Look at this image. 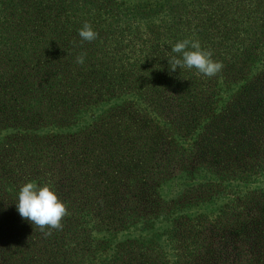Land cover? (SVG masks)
Segmentation results:
<instances>
[{"label":"trees","instance_id":"obj_1","mask_svg":"<svg viewBox=\"0 0 264 264\" xmlns=\"http://www.w3.org/2000/svg\"><path fill=\"white\" fill-rule=\"evenodd\" d=\"M125 2L0 0V228L5 231L21 219L16 202L23 184L47 185L53 169L62 174L49 186L57 187V196L69 212L62 221V230H51V235L45 234L48 229L41 232L29 221L21 220L19 234L23 231V237L31 235L33 242H13V249L21 248L14 255H20L23 263L85 264L97 256L102 259L101 254L109 250L107 238L129 230L139 215L124 226L129 211L128 207L125 210V193L114 199L121 218L113 213L102 217L100 213L106 208L90 212L94 203L90 188L98 177L104 180L114 163L131 166L127 149L133 143L156 145L150 153H165L168 160L173 151L170 141L185 142V134L196 128L220 93L235 92L237 96L245 91L257 96L248 114L257 105V117L264 120V108L258 109L264 100V0H141L135 6L122 7ZM85 22L98 33L92 42L82 41L78 35ZM184 39L198 40L202 50H211L212 59L222 62L223 70L212 78L198 74L195 68L177 66L171 71L168 61L173 56L180 58L171 48ZM139 40L144 48L134 49L133 44ZM81 53H86L85 62L78 65L76 58ZM23 64H31L36 73L24 72ZM254 74L255 81L248 84L247 76ZM233 88L236 90L231 91ZM239 108L243 112V107ZM159 125L170 128L172 140H162ZM206 131L201 147L193 154L175 152V168L161 156L156 160L150 156L152 166L162 173L156 174L157 181L147 180L135 196L142 214L154 224L159 222L160 214L201 206L171 199V211L160 213L162 205L168 204L166 199H159L160 189L189 190L193 181L197 185L199 182L198 186L205 185V191L198 200L205 202V211L211 212L218 198L225 199V190L233 182L264 169L262 160L249 165H243L237 157L231 160L224 142L217 147L215 138L211 139L213 131ZM92 139L98 140V147H92ZM161 141L167 146L162 148ZM263 148L264 142L251 152L258 159ZM98 149L106 158L103 162L94 153ZM44 157L48 165L42 162ZM149 160L135 168L141 170ZM85 174L91 181L82 178ZM255 192L253 189L249 194L252 205L240 209L239 214L225 211L224 205H216V212L223 218L222 233L242 235L243 244L251 245L250 252L256 250L253 255L257 263L264 264L263 239L253 230L257 220L264 219V205L252 196ZM233 205L238 207L239 202ZM186 215L180 221L178 216L173 217L169 224L172 234L165 236L170 243L160 241L164 247L150 241L124 242L114 250L112 259L119 264H167V256L171 264H226L224 257L238 255L239 249H225L229 244L226 239L208 237L212 224L204 221L203 213ZM230 217L231 221L226 220ZM106 219L109 229H102L100 221ZM191 220H197L200 228L194 235L190 230H180L181 224ZM247 231L257 239L248 236ZM41 235L47 242L74 244L76 251L63 252L58 247L57 257L54 251L42 249L46 257H39L34 250ZM82 243L86 248L77 254V246ZM5 253L0 248V264ZM236 259V264L254 262L252 258L247 263Z\"/></svg>","mask_w":264,"mask_h":264},{"label":"rangeland","instance_id":"obj_2","mask_svg":"<svg viewBox=\"0 0 264 264\" xmlns=\"http://www.w3.org/2000/svg\"><path fill=\"white\" fill-rule=\"evenodd\" d=\"M126 2L123 3L122 7H131L135 6L134 4L137 2H140L141 0H125ZM119 2V1H117ZM143 4V3H142ZM155 6V5H154ZM142 7V6H141ZM151 7V6H148ZM133 48L135 49L136 47L144 48L142 47V41L139 40L138 44H133ZM3 49L0 50L2 52ZM125 52V51H124ZM31 64H23L22 65V70L24 72H31L36 73L34 70L31 69ZM256 74L247 76V83H252L255 81ZM243 89V88H242ZM242 89H237V90H242ZM236 90L232 89L231 91ZM239 93V92H238ZM260 98V97H258ZM218 101L215 102L214 105H216V108L214 105L209 108V112L206 113L204 117H202L196 126V128L191 131L190 133H186L184 137L185 142H174L170 141L172 140V134L170 133V128H164V126L159 125L157 130L158 133L161 132L162 135V140H169L170 143V148L173 150L171 151V154L169 155V158L167 160V157H165L167 154L160 155L161 153H154L151 154L150 151L154 150V146L156 145H150L148 146L147 144L142 145L138 143H133L128 149L127 152L129 153V159L132 162L131 166L125 165L124 162L117 163L114 168L110 167L107 170V174L104 175V180H101L99 177L96 179V183H94L91 186V194L94 198V203H92V207L90 208V212H95L98 211V208H106V211L103 213H100V216L105 217L106 215L113 213L116 217L119 219L120 214L117 212L114 199L115 201L121 197L122 193H125V196L127 198L126 201V206L125 210L128 207L129 211L126 212V221L124 219V226L129 222V219L135 218L137 215L139 217L134 219V224L129 228L128 231H122L121 233H117L115 236L111 235L107 238L106 245L108 247V251H104L103 254H101L102 259H100V256H97L98 253L95 254L94 259L92 261L89 260V263L85 264H119L115 259L113 258V252L115 249H119V246H122L124 242H136L139 244V242L143 243H148L149 241L153 244L154 246H163L164 241L168 243L169 239H165V236L171 235V226L169 225L171 223V220L173 219L174 216H178L179 221L183 216H187L186 214L188 213L189 215H195L198 213H203L204 215V221L207 223L212 224V230L209 233V238L213 240H218V239H226V241L229 242V244L226 245L227 250H229L230 246L233 247V249H239L238 250V255H229L227 258L224 257V260L226 261V264H231L229 259L232 261L233 264H236L238 261L236 258H239L240 262L242 263H247V261L253 259V264H259L257 263V260H255L256 256L253 255L256 250L250 252V244L245 242V245L243 244L241 240L242 235H237V236H232L233 234H226L222 233V228H225L223 224V218L216 212V205H219L220 207L225 206V211L231 212L233 215L239 214L240 209H248L252 203L249 200L250 199V192L253 189H256V192L252 194V196H257L258 203L261 205H264V169H261L259 172L253 173L250 177L244 178V175L239 179L238 183L233 182L230 187L226 188L225 191H228V193L225 196V199H220L218 198L217 204L214 205L215 208L211 210V212L205 211V208L202 205H205V202H200L198 197L202 194V191H205V185L198 186L200 183L196 181H193L195 184L191 187H188L189 190L187 189H178L177 187L175 188H163L161 191L159 190L160 193V198L159 199H166L168 201L167 205H162V208L160 210V213H163L167 210L170 209L171 211V204L174 200H179V202L184 201L188 202L189 206H194L198 205L201 203L200 207H197L196 209H186L183 211H177L176 214H160L158 217L159 222H156L155 224L151 221L150 218L142 214L141 206L136 203L137 202V195L136 191L141 189V187L145 186V182L149 179L153 181H157V175L158 173H162L161 170L155 169L156 167L151 164L150 156H153L155 160L157 158H160V156L165 159L167 162L170 163L169 165H173L175 168V164L177 161L174 162L176 159L175 152H185L184 154L186 156H189V154H193L194 149H199L201 147V137L202 135L205 134L206 132L213 131L214 133L211 137V139L215 138V143L217 147L220 146V143L223 141L224 144V149L226 151H229L231 160L234 157L239 158V161H242L244 163L243 165H249L251 163H257V161L262 160V165L264 166V148L262 149V154L259 156L257 159L254 155V153L251 152V149L257 145V144H262L264 142V131L262 128H264V120H262L260 117H257V105L255 107V111L251 112V114H248L251 107L257 102V96L252 97L250 94H247L245 91L244 93L237 94L235 95V92H230L226 94H218L217 97ZM170 102V100H167ZM232 101L233 104H232ZM237 101V102H236ZM200 104V103H199ZM243 107V112L240 110L239 107ZM260 108H264V100L259 102ZM246 111V112H245ZM43 133V131H41ZM203 132V133H202ZM39 134V133H38ZM17 140V139H16ZM93 140V146L92 147H98V140L97 139H92ZM161 147L163 148L164 146H167L166 143L161 141L160 143ZM152 148V149H150ZM99 150V149H98ZM94 151L95 154L99 155V159L105 160L106 158L103 157L102 150L99 151ZM183 150V151H182ZM3 153H5V149L3 147ZM225 156V155H223ZM242 157V158H241ZM256 158V159H255ZM150 159V160H149ZM149 160L148 164L143 167L141 170L136 169V166L142 165L145 161ZM41 162V161H40ZM42 162H47V158L44 157L42 159ZM103 162V161H102ZM97 164H102V163H97ZM161 168V167H159ZM176 170V169H175ZM174 170V171H175ZM55 169L52 170L51 174H49L51 180L54 181L55 179L59 178V176L62 174V172L57 173L54 172ZM131 171V172H130ZM47 174L45 173L43 175V180L42 182L45 181ZM63 176V175H62ZM82 178H84L86 181H91L89 179V176L87 174L83 175ZM258 180V182H257ZM50 181H47V185H49ZM208 183L207 180H205ZM148 183V182H147ZM162 184V181L159 182ZM61 182H58V185H60ZM150 184V183H149ZM201 185V184H200ZM112 186V187H111ZM51 187V186H50ZM52 188V187H51ZM197 188V190H195ZM53 189V188H52ZM237 189H239L237 191ZM55 193L57 194V187L53 189ZM178 190V192H176ZM178 193L179 195H177ZM173 199V201L171 200ZM172 201V202H171ZM235 202H239V206L236 207L233 205ZM207 206H211L212 204H208ZM242 206V207H240ZM240 207V208H239ZM119 207H117L118 209ZM244 213L241 212V219H243ZM148 218V219H147ZM230 219H226L231 221ZM23 221H27L25 219H20L16 220L18 224L12 225L10 224V227L7 228L5 231H3L0 228V248L6 251V256L5 254L1 256V260L3 264H26L21 262L20 260V255H14L15 250L18 251V249H21L20 247L13 249V242L17 240L19 243L25 242L26 245H30L29 243H33L30 241V236L25 235L23 231L20 232L19 234V228L22 227L23 225H19V223ZM122 221V220H118ZM14 222V221H13ZM108 220H101L100 225L103 228H108L109 226L107 225ZM131 224V223H130ZM4 225V224H2ZM229 226V225H228ZM112 227V226H111ZM190 230V234L199 232L198 230L199 225L197 220H191L189 221V224H181V229L180 230ZM249 229V228H248ZM216 230V232L214 231ZM253 230H257V236L261 239H263V244H264V219H258L257 223L253 225ZM219 231V233L217 232ZM13 232V233H12ZM160 234L159 237H156V234ZM214 233L219 234V237L214 238ZM222 233V234H220ZM19 234V236L17 235ZM122 234L124 235V238L122 237ZM246 235V234H245ZM247 235L250 237H253L254 239H257L255 234L252 233V231H247ZM29 236V238H28ZM232 236V237H231ZM207 237V236H205ZM229 237V238H228ZM171 238V237H170ZM162 239L163 242H160ZM172 239V238H171ZM191 241V240H190ZM36 242V240H35ZM54 241H46V237L44 235H41L38 237L37 244L35 246L34 252L37 253V256L45 258L46 255L44 252L41 250L44 249L47 253H52L56 255L57 257L59 254H57L58 247L64 252V251H72L75 253L76 247L74 244L69 245L68 243L60 242L57 240L56 243H53ZM136 244V245H137ZM66 246V249L64 250L62 247ZM41 247V249L39 248ZM43 247V248H42ZM57 247V249H56ZM82 247V249L80 248ZM164 247V246H163ZM77 254H81L85 248L86 245L85 243H82V245L77 246ZM56 249V250H55ZM167 249V248H165ZM229 252V251H228ZM103 255V256H102ZM167 257V256H166ZM165 257L167 260V264H171L170 261ZM71 258H74L71 256ZM70 258V259H71ZM84 256H82L80 259H83ZM42 259L39 260L38 263H40ZM45 264V263H43Z\"/></svg>","mask_w":264,"mask_h":264},{"label":"clouds","instance_id":"obj_3","mask_svg":"<svg viewBox=\"0 0 264 264\" xmlns=\"http://www.w3.org/2000/svg\"><path fill=\"white\" fill-rule=\"evenodd\" d=\"M78 35L82 41L87 42H92L98 37V33L88 22L83 24ZM171 51L180 57L173 56L168 61L173 72L177 66L180 69L195 68L198 74L212 78L223 70V63L212 59L211 50H202L198 40L179 41L172 46ZM85 57L86 53H81L77 56L76 63L83 65ZM16 209L22 219L35 225L41 232L48 229L46 235H51V230H62V221L69 215L67 205L49 185L38 186L34 182H27L19 189Z\"/></svg>","mask_w":264,"mask_h":264}]
</instances>
